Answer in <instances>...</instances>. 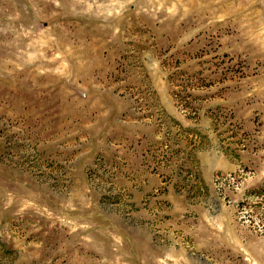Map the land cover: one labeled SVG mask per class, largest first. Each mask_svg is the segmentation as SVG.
Segmentation results:
<instances>
[{
    "label": "rangeland",
    "instance_id": "obj_1",
    "mask_svg": "<svg viewBox=\"0 0 264 264\" xmlns=\"http://www.w3.org/2000/svg\"><path fill=\"white\" fill-rule=\"evenodd\" d=\"M0 264H264V0H0Z\"/></svg>",
    "mask_w": 264,
    "mask_h": 264
}]
</instances>
